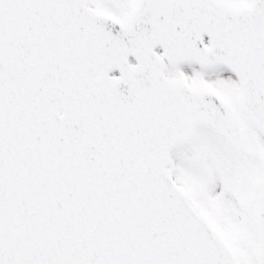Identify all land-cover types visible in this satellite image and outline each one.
Returning <instances> with one entry per match:
<instances>
[{
  "label": "snow or ice",
  "instance_id": "1",
  "mask_svg": "<svg viewBox=\"0 0 264 264\" xmlns=\"http://www.w3.org/2000/svg\"><path fill=\"white\" fill-rule=\"evenodd\" d=\"M0 264H264V0H0Z\"/></svg>",
  "mask_w": 264,
  "mask_h": 264
}]
</instances>
